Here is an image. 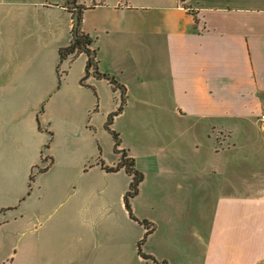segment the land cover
Returning a JSON list of instances; mask_svg holds the SVG:
<instances>
[{
    "label": "crops",
    "instance_id": "crops-1",
    "mask_svg": "<svg viewBox=\"0 0 264 264\" xmlns=\"http://www.w3.org/2000/svg\"><path fill=\"white\" fill-rule=\"evenodd\" d=\"M54 5L67 15L63 38L57 40L70 34L59 48L73 40V8L80 7L78 28L90 37L96 63L86 77L104 80L119 91L120 101L127 94L122 112L129 102L131 108L144 103L142 95L164 86L177 116L161 119L158 163L169 181L155 180L152 198H145L154 214L143 219L151 229L137 242L138 259L264 264V133L258 120L264 113V0H66ZM40 34L29 35L38 41ZM80 54L87 63L85 52L66 57L72 61ZM161 57L165 75L159 77ZM4 63L0 60V67H8ZM96 71L123 84L124 94ZM6 74L0 73V102L16 80ZM5 118L0 108V139ZM171 156V165L162 160ZM145 179L142 171L133 197L144 193ZM139 246L157 261L143 258Z\"/></svg>",
    "mask_w": 264,
    "mask_h": 264
},
{
    "label": "rangeland",
    "instance_id": "rangeland-1",
    "mask_svg": "<svg viewBox=\"0 0 264 264\" xmlns=\"http://www.w3.org/2000/svg\"><path fill=\"white\" fill-rule=\"evenodd\" d=\"M54 4L0 2V60L8 66L0 73L16 79L0 102V264H153L138 259L137 242L146 234L141 220L154 214L145 198L155 180L169 181L158 163L161 119L177 116L164 86L118 111L127 94L120 101L104 80L86 77V55L60 59L58 44L70 34L57 40L67 15ZM35 30L42 39L29 35ZM123 150L146 178L130 211L124 195L133 175L102 167L116 166ZM162 160L172 164V156Z\"/></svg>",
    "mask_w": 264,
    "mask_h": 264
},
{
    "label": "trees",
    "instance_id": "trees-1",
    "mask_svg": "<svg viewBox=\"0 0 264 264\" xmlns=\"http://www.w3.org/2000/svg\"><path fill=\"white\" fill-rule=\"evenodd\" d=\"M81 11V10H80ZM80 11L78 12L79 15V22H80ZM72 33H73V40L70 42V44L64 46V47H60L59 48V58H65L66 56H75L80 52H85L88 55V60L86 63V72L85 75H87V73H89V69L90 67H96V63L94 60L90 59V56H92V54L94 53V50H91L88 45L91 43L90 42V37L85 34L84 32L80 31L79 28H77V32H74L72 29ZM98 75L100 77L106 78L110 83H112L114 86L119 87L121 89V92L124 93L125 87L119 83L116 82V80L112 77L109 76L107 74H100L98 73ZM124 100L123 95H122V101ZM121 110V106L118 108V111ZM110 121L108 123H110L112 121V117L111 115L109 116ZM115 139H116V145H118V135L116 133H114ZM102 167L104 169H106V171H117L120 170L121 168H124L126 170V172L129 175H133L132 181L130 183V187L128 188V190L126 191L125 195H124V200H125V206L126 208L130 211V207H129V198L133 197L135 194H137L138 191V187H139V182L142 178V173H140L138 170H136L134 168V160L133 158H131L130 156L127 155L126 151H122V153L120 154V158H119V162L117 163L116 166H108L105 165L104 163H102ZM141 223L144 224L145 228L147 229L145 236H147V234L150 232L149 225L147 224L146 221L141 220ZM144 236V237H145ZM141 241H139L138 245H140ZM139 253L143 256V258H151L154 261L155 260L153 257L143 254V251H141V248L139 246ZM164 264H166L165 262H163Z\"/></svg>",
    "mask_w": 264,
    "mask_h": 264
},
{
    "label": "water",
    "instance_id": "water-1",
    "mask_svg": "<svg viewBox=\"0 0 264 264\" xmlns=\"http://www.w3.org/2000/svg\"><path fill=\"white\" fill-rule=\"evenodd\" d=\"M77 8L78 7H74V13H73V31L74 32H77V28H78V24H79V15H78ZM94 56H95V54L93 53L92 56H90V59L94 60V58H93ZM96 73H98V72L96 71Z\"/></svg>",
    "mask_w": 264,
    "mask_h": 264
},
{
    "label": "built area",
    "instance_id": "built-area-1",
    "mask_svg": "<svg viewBox=\"0 0 264 264\" xmlns=\"http://www.w3.org/2000/svg\"><path fill=\"white\" fill-rule=\"evenodd\" d=\"M260 130L264 133V113L258 116Z\"/></svg>",
    "mask_w": 264,
    "mask_h": 264
},
{
    "label": "flooded vegetation",
    "instance_id": "flooded-vegetation-1",
    "mask_svg": "<svg viewBox=\"0 0 264 264\" xmlns=\"http://www.w3.org/2000/svg\"><path fill=\"white\" fill-rule=\"evenodd\" d=\"M73 10H74V8H73ZM77 10H78V12H79V11H80V7H78ZM118 162H119V160H118Z\"/></svg>",
    "mask_w": 264,
    "mask_h": 264
}]
</instances>
